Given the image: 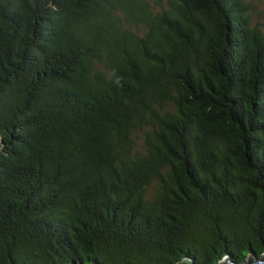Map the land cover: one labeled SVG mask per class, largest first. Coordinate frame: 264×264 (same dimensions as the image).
<instances>
[{
	"label": "trees",
	"instance_id": "16d2710c",
	"mask_svg": "<svg viewBox=\"0 0 264 264\" xmlns=\"http://www.w3.org/2000/svg\"><path fill=\"white\" fill-rule=\"evenodd\" d=\"M252 16L249 0H0V264L262 257Z\"/></svg>",
	"mask_w": 264,
	"mask_h": 264
},
{
	"label": "rangeland",
	"instance_id": "374dc122",
	"mask_svg": "<svg viewBox=\"0 0 264 264\" xmlns=\"http://www.w3.org/2000/svg\"><path fill=\"white\" fill-rule=\"evenodd\" d=\"M249 1L251 3V8L254 12V16H252L253 20H251L252 22L259 24L261 31L264 32V0ZM223 259H226V257H224Z\"/></svg>",
	"mask_w": 264,
	"mask_h": 264
},
{
	"label": "water",
	"instance_id": "95a60500",
	"mask_svg": "<svg viewBox=\"0 0 264 264\" xmlns=\"http://www.w3.org/2000/svg\"><path fill=\"white\" fill-rule=\"evenodd\" d=\"M192 262L189 261H183L180 262L178 264H191ZM220 264H234L228 257H226V259H222ZM241 264H264V255L262 257H253L250 256L246 259L245 262L241 263Z\"/></svg>",
	"mask_w": 264,
	"mask_h": 264
}]
</instances>
